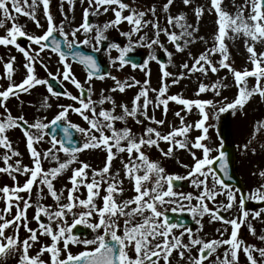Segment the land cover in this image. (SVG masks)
<instances>
[{
	"label": "snow or ice",
	"instance_id": "obj_1",
	"mask_svg": "<svg viewBox=\"0 0 264 264\" xmlns=\"http://www.w3.org/2000/svg\"><path fill=\"white\" fill-rule=\"evenodd\" d=\"M192 0H183L185 5L191 4ZM50 0H43L45 8L46 19L48 27L43 35H30L26 33L19 25L15 24L16 17L12 15L13 11L17 14H23L30 16L35 20L38 27H42L39 21L36 20L35 7L36 0H33L31 6L32 11H26L25 5L28 4V0H0V12H2L4 19L0 20V28L4 27L5 21H13V26L7 30V34L0 36V45L8 46L13 45L15 48L23 54L26 59L24 68L26 69V78L19 84L10 83L6 89L0 90V97L3 98V102H0V107H4L8 113L6 119L0 120V146H3L11 152L12 156H20L18 151L12 148L11 141L6 135L7 130L20 127L24 130L26 136V147L30 151L31 159L33 161V167L22 166L20 160H16L15 164L7 163L11 159L7 153L3 156L7 166L0 167V172L7 173L15 180L14 174H24L27 179L21 186L18 183L14 187L4 186L0 189V192L4 193L0 199L6 200V207L0 211V260H6L10 254L19 253V264H45L40 259V256L45 252L51 254V264H160L163 260L164 264H171L170 257L175 250H178V254L181 260H184L186 252L188 254V264H204V261L208 260L217 248L223 245L229 247L224 252V258L221 260L217 256L219 264H239V252L243 241L238 239V231L242 225L247 223L250 215L253 218H260L261 213H264V208L259 211L250 212L245 207L246 201H264V184L257 187L250 195H241L237 202L236 192L231 186L225 182L223 177H229V164L227 153L223 151V144L218 150V155H211L213 148L202 141L210 139L208 136V127L205 126L209 120V113L205 111L207 106H215L212 100L202 99H185L178 95H166L168 92L167 79L173 76V73L167 71V65L162 66V84L159 89L150 87V75L151 73L146 71V78L143 82L136 80L134 77L130 78L131 82H121L115 76L111 78L116 81V87L112 89L113 92H125L128 88L140 86L139 92L134 96L132 100L131 108L127 104H121L119 107L122 109L121 115H115L116 101L111 97H104L99 103L103 104L106 101H110L112 104L111 110L101 109L97 112L96 101L91 99L92 89H87L88 96L85 98V87L81 82L76 79L72 73V66L69 64L68 56L71 55L74 60H77L80 64L84 65L87 69V81L90 83L93 77L100 73V65L93 56L85 55L82 52L74 51V48L79 44H89L90 40L85 39L80 41L76 39L77 33L81 29L85 33H89L96 30L97 35L95 39L97 42L107 39L104 32L109 27H115L122 21H127L131 26V30L127 33H123L129 39V46L121 48L117 44H112V48H116L120 51L121 55L117 57L120 61L121 67L129 63L126 59L127 54L134 50V44L132 41L133 33H139L142 28L152 25L154 29L155 39H151L145 35L140 36L136 42L140 46H146L151 48L153 45H159L161 33H165L169 36L170 41L174 43L178 51H184L183 46L176 41L187 35L193 36V31H188L191 25L186 24V18L183 14L179 17L168 16V23H177L182 29L178 36L175 32H169L167 28H161L159 22H153L152 20L144 19L147 13L143 11L131 10L129 15H123L124 10L129 9V5L124 0H88L89 8L84 10L83 23L71 31L69 34L64 30V24L61 23L58 27L55 24L54 17L48 11ZM69 3L74 6V0H69ZM173 0H168L164 5V10L167 12L172 5ZM222 0H211L212 8L218 14V33L214 37L218 41L217 45L208 49L205 53H202L198 58H193L194 63L190 66L187 62L182 64V68L189 72L200 71L203 74H207L208 71L216 73L219 68L213 64L209 58L210 54L220 52L222 59L220 61V67L228 68L233 72L234 78L239 87L238 96L232 102L226 103L219 107L218 113L228 112L230 109L235 111L243 108L253 94L258 93L264 97V84L261 83L264 78V53L259 55L256 53L254 45L248 46L247 50L251 54L250 60L254 64V68L249 71L245 69L243 72L237 71L227 63L229 56L227 54V47L224 43L226 36V28H231L236 34L243 33L245 36L251 38L253 41L264 42V0H246L244 6H240L235 17H232L229 13L223 11L220 7ZM251 6L250 14L245 17L244 10ZM94 7V12L91 14L99 15L100 10L106 13L110 9L114 12L115 19L105 23L102 27L94 25L89 22L90 9ZM153 14H155V7L151 8ZM197 17H201L204 12L203 7H197L195 10ZM67 18V17H65ZM251 21V23H249ZM59 32L63 36V40L58 39L55 33ZM69 35L72 37L69 38ZM27 37L35 45L39 46V52H36L31 48H24L17 42L18 37ZM145 41H150L145 44ZM185 40V43H188ZM62 45H66L68 51H65ZM46 49H50L52 53L58 54L59 61H62V77L64 81L71 79L72 83L77 89L80 90L79 95H73L72 93H64L72 101H77L79 106L74 105H61L60 111L50 122L36 121L30 123L23 116L14 118L8 112L6 102L10 95L19 96L22 92H28L30 89L36 86H46L48 92L52 96L59 97L61 93L53 90V85L48 79L39 78L36 74V57ZM98 50V49H97ZM167 52V49H165ZM169 55V62H171V53ZM15 57H11V60L5 64L6 78L11 82L13 78V62ZM149 59H156L153 55ZM115 60L113 63L115 64ZM202 62H204L202 64ZM42 64L43 61H40ZM205 64L210 67H205ZM133 67L138 65L133 64ZM47 68V65H44ZM146 69L147 66L143 65ZM185 72L179 73V77L182 79L185 76ZM53 75L49 72V76ZM110 75V74H109ZM255 77L256 86L252 89L247 88V81L245 78ZM59 78V76H57ZM100 79H104L103 75L99 76ZM178 79H173L172 83H178ZM243 85V86H241ZM219 82L216 85H212L211 89L217 96L220 92L217 91L218 87H222ZM209 89V86L201 84L198 89L199 93L205 92ZM150 92H157L155 107L163 106L165 115L167 114L169 101H176L178 104L183 105L190 112L193 106L199 109L201 119L196 122L195 127L202 129L203 134L196 137L192 142V148L201 149L202 156L197 157L194 151L189 148L188 132L191 131L192 125L184 124V116L181 112H176L175 115L181 120V127L173 129L167 134H162L157 128L148 126L145 129L144 135L137 137L131 128H117V121H127L128 118H133L137 124H143L144 120H149L156 125H163L165 120H157L154 116H149L148 109L149 104L153 103L149 99ZM51 107V105H48ZM73 111L79 114L83 120L87 121L89 127H81L72 123L69 118V111ZM183 110V109H182ZM215 115L216 119H219V114ZM144 119H141L140 117ZM23 123H20V122ZM63 125V137H57L55 132H49L48 129L56 128ZM35 128L40 132V135H34L29 130ZM72 129H76L82 134L83 142L78 143L73 138ZM109 132L111 134H109ZM50 136V147L46 150L39 151L34 146L35 142L43 141L45 136ZM178 136H183L184 139H176ZM160 141L169 143V149L164 152L161 149L165 157L173 155L174 148L188 149L193 156L194 163L192 166L184 165L185 168H189L187 176L166 174L164 167L160 165L158 161L150 160L146 155L144 148L157 147L159 148ZM248 144L244 145V148H248ZM101 150L106 152V162L103 168L96 170L92 169V179L88 182V171L91 169V165L84 161H78L77 157L85 150ZM115 149V151H113ZM255 152V149H252ZM60 153H63L66 157L61 161ZM127 153V161H122L125 175L129 181L133 182V188L135 195L132 198L125 199L118 203L116 196L122 195L124 192L123 180H116V178L110 175V168L113 160L118 154ZM42 158L50 159L54 161L57 166L51 167L48 170L42 167ZM219 162V163H218ZM73 163H79V166L72 169V175L69 177V181L72 185L67 189L68 195L64 197L67 202H62V193H58L53 184V180L63 173L65 170L70 169ZM218 163V167H217ZM143 170V175L140 174ZM221 173L223 176H221ZM118 175V174H117ZM97 176L100 177L97 180ZM259 176L264 178V171L259 172ZM191 177V183L197 188L201 189L199 195L193 197L191 193H180L173 190V183L177 180H184ZM230 178V177H229ZM38 181L40 197L43 198L44 187L46 186L49 194L53 198L55 210H51L49 206H44L36 202V214L33 217L38 222V229H33L28 226L27 210L33 207L31 202V192L34 184ZM107 181V188L105 194L101 197V186ZM81 185L86 187L87 196L84 199L75 195ZM151 185V186H149ZM211 185V186H210ZM166 186V187H165ZM27 192L28 199H25L19 193ZM15 195L16 203L13 204V195ZM220 195L226 197V202L221 203L215 209L208 206L207 201L215 202L216 198ZM97 197L102 200V206L97 203ZM169 198V199H166ZM180 197L183 200L191 201L196 199L198 204L190 206L187 210L192 214L193 218H202L206 214L210 216L212 222L220 221L224 225H230L232 231L228 239H213L205 241L198 236H195L193 229L186 227L180 223H174L170 221L167 215V209L164 208L166 204H175L176 200L172 199ZM23 202L22 204L20 202ZM134 205V207H133ZM16 207L17 212L13 215L12 219H8L7 215L12 212V208ZM236 208L237 215L235 218L225 217L221 215V211H229ZM78 209V211H74ZM180 212L185 211L184 206L181 204L179 209L173 207L171 211ZM71 213L73 219L69 223L67 214ZM48 218V223L42 221L41 216ZM97 216L96 222H92L89 218ZM137 216L141 217L137 221ZM123 217V223L121 225L120 218ZM53 222H58L57 229L52 227ZM197 223L200 220L197 219ZM78 225H86L96 235L93 238L81 239L80 236L74 234L73 229ZM23 226L29 233L28 237L24 240H20L19 231ZM13 228V235H6V229ZM176 229H183L176 234ZM102 230V233H101ZM221 233L220 228L216 229ZM227 228L224 229V232ZM250 231L255 235V229L250 226ZM50 236L51 245H44L41 247L40 252L35 256L29 255V250L35 244L39 237L37 233ZM185 233L188 234L189 242L185 243L183 237ZM260 240L264 241V235L260 236ZM31 242V243H30ZM62 242V249L58 247ZM70 244H80L84 246V250L78 254H73L69 250ZM196 248L198 255H191L192 250ZM66 252V258L61 259V251ZM254 251H258L260 257L264 258V248H256L254 245H244L243 252L246 256L249 264H260L257 258L253 255ZM133 253L134 255H130ZM229 256L231 259H229Z\"/></svg>",
	"mask_w": 264,
	"mask_h": 264
},
{
	"label": "rangeland",
	"instance_id": "obj_2",
	"mask_svg": "<svg viewBox=\"0 0 264 264\" xmlns=\"http://www.w3.org/2000/svg\"><path fill=\"white\" fill-rule=\"evenodd\" d=\"M167 2L168 0H153V2H151L150 4L141 2L140 7H138V9L139 11L147 13L144 19L152 20L153 22H159L161 28H167L169 32H175L178 36L180 35L182 29L177 23H168L169 15L172 17H179L181 14H183L186 18V24L192 26L188 28V31H193V29H198V31H193L192 37H188L187 35H185L180 40L176 41V43H180L183 46L184 51L182 52L176 49L174 43L170 41L169 36L163 32L159 37L160 43L161 45H163V47L159 45H153L151 49L147 50H154L157 52L159 50L165 51V49H167V71L173 73V76L167 79L168 92L166 95H178L182 98L192 100L202 99L214 101L215 106H207L205 109V111L209 113L210 117L205 124V126L209 129L208 136L210 137V139L202 141V143H205L209 147L213 148V152L211 153V155L213 156L218 154V150L220 149V146L222 144V140L218 134V129L219 125L221 124V120H223L224 118H230V127H232V138L233 142L236 143L235 145L237 147L238 171L244 178L245 174H248L249 172L253 171V169L259 168L260 166L264 167V97H262L258 93H255L252 95V97L248 100V102L244 105L243 108L237 109L235 111L230 109L228 112L218 113L219 107L225 105L226 103L232 102L234 99L237 98L239 92V87L234 78L233 72L230 71L228 68L220 67V61L222 59L221 53L216 52L214 55H209V58L211 59L213 64H215L219 68V71L216 73L208 71L205 75L200 71L189 72L188 70L182 68L183 63L187 62L191 66L194 63L193 58H198L202 53H205L208 49L218 44V41L214 39V37L218 33V14L214 9H212L211 11L209 10L212 8L211 0H192L191 4L189 5H185L183 3V0H173L172 5L166 12L164 10V5ZM32 3L33 0H28V4L24 6L26 11H32V9L29 7L32 5ZM245 3L246 0H222L220 7L223 11L229 13L232 17H235L238 8L240 6H244ZM134 5H137V3L135 2ZM153 6L155 7V14L149 11L151 8H153ZM197 7L204 8L203 15L199 18L197 17L194 11ZM88 8V0H74V6L69 3V0H50L48 11L54 17L56 26L58 27L61 23H63L65 32H68L70 34L72 30H74L83 23L84 10ZM94 10V7L90 9L89 15L91 19L90 23L94 25H99L102 27L105 23L115 19L114 12L111 9L105 13L103 11V8H101V14L99 15L91 14L92 12H94ZM34 11L36 20L39 21V24L42 25V27H38L36 21L31 19L30 16L17 14L13 11L12 15L16 17L14 22L30 35H43L42 32L44 33L48 27L43 0H36V7ZM128 11L129 9L124 10L123 15H129ZM250 12L251 6L248 5V7L244 10V16L247 17ZM3 19V14L2 12H0V20ZM249 23H251V21H249ZM12 26L13 21H5L4 27L0 28V36L6 35L7 30L10 29ZM131 28L132 26L128 22L122 21L119 25L115 27H109L107 31L104 32V35L108 37L112 33H117L118 31L125 33L130 31ZM145 33H147V36L149 38L155 39L154 29L152 25H148L147 27L142 28L139 33H133L131 39L134 41H138L139 37L145 35ZM96 35L97 32L95 29H93V31L89 33H85L81 29V31L77 33L76 39L80 41L89 39L90 45L86 44L88 47H98L99 42H97V40L95 39ZM69 38L71 39L72 37L69 35ZM185 40H188L189 42L185 43ZM149 42L150 41H145L144 43L147 44ZM224 43L227 47V54L229 56L227 63L230 64L231 67L237 71L243 72L245 69L251 71L254 68V64L250 60L251 54L247 50L248 46L254 45L256 53L258 55L260 53H264V42L253 41L251 40V38L245 36L243 33L236 34L232 31L231 28H226V36L224 39ZM21 47H24L26 49L31 48L34 49L36 52H39V46L35 45L32 41L28 39L26 45H21ZM142 47L149 48L146 46ZM169 52L172 54L171 62H169ZM105 53L113 67V72L110 77L105 79H92L89 83L87 81V74L85 72L82 75L77 74L80 82H82L84 87L86 89H88L89 87L92 89L91 99L97 102V112H99L101 109L111 110L112 104L110 101H106L103 104L99 103V101H101L104 97L111 96L116 101L117 105L115 115H121L122 109L119 107V105L127 104L131 108L132 100L140 90V86H136L133 88L126 89L125 92H113L112 89L116 87V81L111 78L112 76H115L121 82H131L130 78L132 77H134L136 80L143 82L146 78H149L146 76V71H148L151 73L150 87L154 89H159L161 87L162 69L158 66L156 60L147 59L145 63V65L147 66L146 69L144 67L132 69L130 67H126L125 65L121 67L120 61L117 59V57L121 55L118 49L111 47ZM13 56L16 59L13 62L14 74L12 81L10 82L6 78L5 64L9 62L11 60V57ZM113 60L116 61L115 64L113 63ZM40 61H43V63L41 64ZM26 62L27 61L23 54L20 53L15 48V46L0 45V90L6 89L10 83L19 84L23 81L24 78H26V69L24 68ZM67 62L72 66V73L82 72L80 66L71 62L70 60H68ZM62 63V61H59L57 54L52 53L50 49H46L44 52L40 53L38 57H36V74L39 78L42 79H47L49 77V72L53 74L51 76L57 77L59 76L56 75L57 72L62 73ZM203 63L204 62H202V64ZM44 65H47V68H45ZM205 67L210 66L205 64ZM181 72L186 73L184 78L182 79L179 77V73ZM173 79H178L179 82L173 84ZM245 79L247 81L248 89H252L256 86L255 77H247ZM217 82L223 85L222 87L217 88V91L220 92L219 96H217L215 92L211 89V86L216 85ZM261 83L264 84V78H262ZM201 84L209 86V89L197 95L199 86ZM69 92L73 95H79V93L75 92L72 88H70ZM157 94V92L149 93V99L152 100L153 103L149 104L148 114L149 116H154L157 120H165V123L163 125H156L155 123H152L149 120H144L143 124H137L133 118H128L126 122L117 121L116 127L120 129L125 127L131 128L132 132L137 137L144 135L145 129L148 126L157 128V130H159L162 134H167L173 129V126H175L176 128L182 126L180 118L175 115L176 112H181V115L184 116V124L193 126L191 131H189L187 134L188 139L190 141L189 148H191V151H194L196 153L197 157H201L202 150L192 148V142L195 141L196 137L203 134L202 129H197L195 127L196 122L202 118L199 109L196 106H193V108L189 112L185 106L178 104L176 101H169L167 114L165 115L162 105L160 107H155ZM19 96L18 99H15L17 98V96L10 95L9 99L4 103L6 104L7 110L8 112H10L12 117L19 118L20 116H23L30 123H35L36 121H42L45 123L50 122L55 117V115L58 114V112L61 110V105L79 106L77 101H72L67 96H52L51 93L48 92L46 86L38 85L35 88L30 89L28 92H22ZM48 105H51V107H48ZM217 113L219 114V119L215 118V115ZM7 114L8 113L5 111V108L0 107V120L6 119ZM68 118L74 124L85 128L89 127L87 121L83 120V118L79 114L71 110L69 111ZM140 118L144 119L142 116ZM29 131L34 135H40V132L35 128H32ZM109 134L111 133L109 132ZM6 135L11 141L12 148L15 151H18L21 155L12 156L9 149L0 146V167L7 166L6 162L3 159V156L6 153L11 156V159L7 161V163L15 164L16 160H20L22 162V166L33 167L34 165L31 159L30 151L26 147V136L24 132L19 127H15L7 130ZM176 139L182 140L184 139V137L178 136ZM49 140V136L46 135L43 141L35 142L34 146L37 147V150L43 152L44 150L50 147ZM245 144L249 145L247 149L244 148ZM251 145L255 146V152H248ZM169 146V143L160 141L159 148L153 146L150 148H144L143 150L145 151L146 155H148L150 160L158 161L160 165L165 168L166 174L187 176L189 168H185L184 165H193L194 160L193 156L191 155V152L188 149H181L177 147L174 148L172 156L165 157L161 149H163L164 152H167ZM259 150V155H256L255 153H257ZM113 151H115V149H113ZM60 159L61 161L66 159L63 153H60ZM127 159V153L118 154L117 157L113 160L112 166L110 168L109 174L114 176L116 180H123L124 182L122 185L124 188L123 194H118L116 196L118 203L122 202L125 199L132 198L135 195L133 182L129 181V179L125 175V171L122 164V161H127ZM77 160L87 162L91 165V169L87 170L88 182H91L92 169L99 170L104 167L106 162V152L95 149L85 150L83 153L78 155ZM256 162H259V164H256ZM55 166L57 165L54 161L42 158L43 169L48 170L51 167ZM78 166L79 163H73L70 166V169L65 170L63 173L59 174L56 179L53 180V184L57 192L62 193V202H67L66 200H64V197H67L68 195L67 189L72 187L69 181V177L73 174L72 169ZM140 174L143 175V170H141ZM14 175L16 176L15 180L12 178L11 175L0 172V189H2L4 186L14 187L17 183L22 186L26 182L27 177L24 174L20 173ZM99 179L100 177L97 176V180ZM191 179V177H189L188 179H184L185 181L189 182L187 189L174 188L173 190L185 194L191 193L193 197L199 195L202 191V188L197 189L191 183ZM262 181V184H264V178L262 179ZM260 185L261 184L252 186L251 191H249V195L254 192V190ZM106 188L107 181H105L101 186V197L105 194ZM232 189L234 191L236 190L234 187H232ZM4 195V193L0 192V197H3ZM9 195H13V204H15V195L12 193H9ZM19 195L23 196L25 199H28L27 192L19 193ZM75 195L79 196V198L81 199L86 198V187L81 185L80 190ZM236 195L238 202L240 199L238 192H236ZM96 199L97 203L102 206V200L99 197H97ZM166 199L169 198L166 197ZM172 199L176 200L177 203L164 205V208L167 209V211H171L173 207L179 209L180 205L182 204L185 208V211L183 212L189 213V215H191V217L193 218L192 214L187 209L190 206L198 204L199 201H197L196 199H193L191 201L183 200L180 197H175ZM37 201H39L41 205L49 206L51 210H55L53 198L49 194L46 186L44 187L43 198L40 197L38 181L36 184H34L31 192V202L33 204V207L27 210L28 226L33 229H38L39 227L38 222L33 218L37 211ZM225 202L226 197L224 195L218 196L215 202L207 201L208 206L212 209H215L221 203ZM20 203L22 204L23 202L21 201ZM5 207L6 200L0 199V211H2ZM74 211H78V209H74ZM16 212L17 209L14 206L12 208V212L7 215V218L12 219L13 215ZM175 212L180 211L177 210ZM222 212L226 214V218H235L237 215L236 208L227 212ZM41 219L43 222L48 223V218L46 216L42 215ZM67 219L69 223H71L73 219L71 213L67 214ZM89 219L92 222H96L97 216H93ZM123 219V217L120 218L121 225L123 223ZM136 219L137 221H139L141 217L137 216ZM197 219L200 220V223H197ZM194 221V235L204 239L205 241L221 238L228 239L230 237L232 227L230 225H224L223 222L220 221L212 222L210 220V216L207 214L202 218L197 217L196 219H194ZM2 222L3 221L0 220V223ZM57 226L58 222L52 223V227L54 230L57 229ZM82 226L87 227L86 225ZM250 226L255 229V235L251 233ZM217 228L221 229V232H223V236H221L220 232L216 231ZM225 228H227L226 232H224ZM182 230L183 229H176L175 232L177 235H179V232ZM5 231L6 235H13V228L10 227ZM28 235L29 233L25 230L23 226H21L19 231L20 240L22 241L26 239ZM37 235L39 237L38 241L33 244V246L29 250V255L33 257H35L40 252L42 246L51 245L52 243L50 236L42 235L40 234V232H38ZM94 235H96V233H94L89 228V233L85 236L80 235V238L91 239L94 237ZM261 235H264V213H261L260 218H253V216L250 215L248 217L247 223L242 225L238 231V239L243 241V244L241 245V250L239 252V255L241 256H239V264H249L244 252L242 251L244 245H254L256 248H264V241L260 240ZM183 241L185 243L189 242V237L187 233H185ZM58 247L62 249V242L60 245H58ZM228 247V245H223L217 248L216 253H214L208 260L204 261V264H219V262L217 261V256H219L222 260L224 258V252ZM69 250L73 254H78L80 251L84 250V246L80 244H70ZM130 255L134 254L130 253ZM191 255H198V251L196 248L192 250ZM253 255L257 258L260 264H264V258L260 257L258 251H254ZM60 258H66V252H64L63 250L60 253ZM40 259L44 261L45 264H51V254L47 251H45L40 256ZM229 259H231L230 256ZM170 261L171 264H188V254L186 252L184 260H181L178 254V250H175L172 256L170 257ZM0 264H19V253L10 254L6 260H0ZM160 264H164L163 260H161Z\"/></svg>",
	"mask_w": 264,
	"mask_h": 264
},
{
	"label": "water",
	"instance_id": "obj_3",
	"mask_svg": "<svg viewBox=\"0 0 264 264\" xmlns=\"http://www.w3.org/2000/svg\"><path fill=\"white\" fill-rule=\"evenodd\" d=\"M79 52H82V53H84L85 55H88V56L95 57L91 53H85L83 51H79ZM160 61H161V63H164V59L163 58L160 59ZM97 63H98V61H97ZM101 75H103V74H101ZM71 131L73 132V138H74V140L77 141L78 143H81V141L79 140V138H78V136L76 134L77 133L76 130L75 129H72ZM220 131H221V135H222V137H223V139L225 141L223 151H225L227 153L228 164H229V177H230V178L229 177H223V178L225 179V182L228 183V184H231V183L232 184H236L237 187L240 188V190L242 191L243 195H245V191H244L242 182L238 178L237 173H236V170H235L236 155H235V149H234L232 143L229 141V139H230V132L228 130V123H227V121H224L223 122V124L220 127ZM51 132H55V134L58 133V132H60L61 137H63V135H64V133H63V126L61 125L59 127L52 128L51 129ZM218 163H217V167H218ZM221 176H223L222 173H221ZM178 183H179V181H174V184L175 185H178ZM247 205L249 207H260V206H264V202H258V203L252 202V203H248ZM168 216H169L171 222H174L175 221V219H176V215L175 214H171V215H168ZM177 221H178V223L183 224V225H185V224L193 225L192 220L186 214H183V216L180 217L179 219H177Z\"/></svg>",
	"mask_w": 264,
	"mask_h": 264
},
{
	"label": "flooded vegetation",
	"instance_id": "obj_4",
	"mask_svg": "<svg viewBox=\"0 0 264 264\" xmlns=\"http://www.w3.org/2000/svg\"><path fill=\"white\" fill-rule=\"evenodd\" d=\"M129 4H131V3H128V5ZM132 7H133V9H132ZM132 7L130 6V10H137V11H139V9H138V6H134V5H132ZM129 32V31H128ZM127 33V32H126ZM147 33H148V31H147ZM133 41V44H134V48L135 49H137V50H140V51H142L143 53H145L146 55H147V57L149 58V57H151V55L152 54H150L149 52H147L145 49V47H142V46H139V44H137V43H135V42H137V41H134V40H132ZM111 45L112 44H114L115 42H118V43H120V45L122 46V48L124 47V48H126V47H128L129 46V39H128V37H126L125 39H122V38H117V37H112L111 38ZM148 50L149 49H151V48H147Z\"/></svg>",
	"mask_w": 264,
	"mask_h": 264
}]
</instances>
